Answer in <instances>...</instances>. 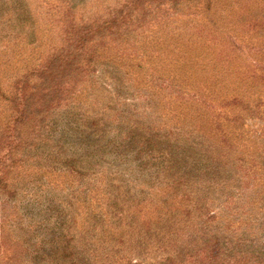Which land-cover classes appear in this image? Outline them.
<instances>
[{"label":"trees","instance_id":"1","mask_svg":"<svg viewBox=\"0 0 264 264\" xmlns=\"http://www.w3.org/2000/svg\"><path fill=\"white\" fill-rule=\"evenodd\" d=\"M63 1L67 11L62 16V47L40 63L24 66L22 73L17 70L19 61L15 62L1 75L12 79L7 89L2 87L6 77H0V101L8 112L5 123H0V246L9 239L21 241L13 234L18 226L14 223L22 217L15 201L19 188L8 181L10 171L26 160L41 159L35 152L51 141L55 117L61 113L60 119L79 137L76 142L83 145L81 150L90 151L86 161L76 162V158V165L65 170L79 177L93 175L96 188L103 184L99 194L93 190L92 199L98 212L96 221L107 225V253L96 261V252L91 261L88 249L77 250L69 241H36L34 245L40 247L33 249L32 264L47 259L63 264H264V42H240L215 23L227 8L237 5L235 22L244 31L264 38V8L259 13L247 11L253 0H133L119 11L107 6L103 13L83 16L76 24L73 14L80 1ZM197 4L202 5L213 29L192 25L187 31L213 42L224 36L232 44L231 52L252 55V68H231V60L223 53L217 60L221 64H194L214 78L217 98H222L218 104L206 87L187 84L185 75L154 70L146 81L177 99L199 104L207 115L217 113L216 120L229 114L224 118L229 127L218 122L212 134L205 136L194 129L181 133L173 126L166 130L158 123L140 122L132 98L138 91L131 92L115 79H111L110 91L122 107L117 110L118 131L113 137L106 135L105 121L101 126L83 124L80 130L74 119L64 118L82 89L100 82L97 45L125 43L139 57L133 40L138 29L167 21ZM15 12L16 40L23 21L18 16L20 10ZM226 18L219 17L229 22ZM171 38L174 44L180 41ZM29 58L35 60L32 52ZM137 67L148 72L145 66ZM146 105L149 109L148 102ZM251 125L257 127L251 129ZM64 135L59 140L63 146L68 144ZM102 138H107V149H95ZM100 150L101 162L95 153ZM98 174L103 179L95 176ZM33 198L30 206L43 205L41 196L34 193ZM48 203L57 204L53 198ZM71 206L67 203L66 208ZM33 222L40 227L44 218ZM45 244L52 247L44 249Z\"/></svg>","mask_w":264,"mask_h":264},{"label":"rangeland","instance_id":"2","mask_svg":"<svg viewBox=\"0 0 264 264\" xmlns=\"http://www.w3.org/2000/svg\"><path fill=\"white\" fill-rule=\"evenodd\" d=\"M77 1L80 2L75 7L73 14L76 24L83 16H91L97 12L103 13L107 6V9L119 11L122 5L133 0ZM0 5L2 6H0L2 10L0 12V17H2L0 21V77H6L1 75L7 74L17 61H19L17 70H20L18 73H22L25 69L24 66H34L43 61L53 50L62 47V31L65 24L62 16L67 11L64 8L66 3L63 0H2ZM263 8L264 0H253L247 6V11L259 13V9ZM18 9L20 10L18 16H21L23 21L22 28L19 29L21 35L16 39L19 42L14 39L16 24L13 21V18L16 17L14 10ZM232 9L227 8L222 16L219 15L218 18H215V23L222 26L223 31L233 33L240 42L263 43V37L255 35L252 31H244L243 27L235 22L237 5ZM225 16L229 22L220 20ZM209 23L202 5L197 4L195 8L185 9L167 21L138 29L133 40L135 41L134 46L138 48L139 57L125 43L110 42L105 46L97 45L95 48L100 63L96 72L100 76V82L83 88L72 105L65 110L64 118L74 119L80 130L83 129V124L101 126L105 121L106 135L109 136V139L113 137L118 131L116 128L118 122L115 119L118 116L117 110L120 106L122 107V104H116L117 99L110 91L111 79H115L132 89L131 92L138 91V95L136 94L132 98L135 99L133 104L138 106L137 117L140 122L150 121L155 125L158 123L166 130L169 126H173L181 133L194 129L196 133L201 131L205 136L215 129L218 122L224 128L229 127L230 125L224 119L229 118V114L220 115L216 120L214 116L217 113H213L214 116L207 115L199 104L191 100L177 99L159 88H152L146 81L150 74L149 71L154 70L171 75H185L187 84L198 83L202 87H206L210 91L209 95L215 98L218 104L222 98H217L220 95L215 88L214 78L205 71H199L194 64L220 63L217 61L218 55L223 53L231 60V68L248 71L252 68L253 58L248 52H231L232 44L228 39L223 38L224 36L213 42L209 37L200 38L187 31L192 25L212 30L213 23ZM165 26L168 27L165 28ZM170 30L175 33L173 35L165 34ZM31 31L33 32L30 34ZM173 36L180 40L178 44L170 41ZM31 41L33 43H29ZM108 42L109 39H107ZM30 52L33 53L35 60L29 61ZM139 65L148 68V72L144 73L137 67ZM11 75H15V72H10ZM11 83L12 79L7 77L2 79L4 89H7ZM192 91L194 90H191L190 93ZM142 94L147 95L151 100L143 97ZM147 102L149 109L146 105ZM60 114L55 117L56 127L52 132L51 141L48 144H43L35 152V155L41 159L26 160L10 171L8 181L10 185H16L19 188L15 201L17 209L20 211L18 215L22 217L20 222L14 223L18 226L13 228V234L21 241H12L11 239L4 241L5 244L0 246V264H32L33 249L40 247L38 243L34 245L36 241H69L70 245L76 247L77 250L88 249L91 261L96 252L98 253L96 261L104 257L101 254L107 253L104 242L107 237L106 232H108L107 225L101 220L96 221L98 212L95 211L96 203L92 199V196L95 195L94 191L99 194L103 189V184L96 188L93 175L89 178L79 177L75 172L70 173L65 170L64 167L75 166L80 159L86 161L84 157H87L86 154H89L90 151L81 150L83 145H78L76 142L79 137L72 135L73 131L66 127V123L60 119ZM7 116V109L0 101V123H5ZM256 127L257 125H251V129ZM65 131H67V135H64ZM61 134L67 137L68 144L65 146L59 141ZM106 141L107 138H102L95 149L103 147ZM103 149H107V147L104 146ZM99 152L101 150L95 153L101 162L103 157ZM106 158L111 159L109 155ZM95 176L103 179V175ZM34 193L44 199L43 205L37 203L29 205L34 202ZM100 196L102 197V195ZM50 198H53V202H56L57 206L49 205ZM67 203L72 206L66 208ZM52 206L56 207V211H53ZM30 216L34 218H30ZM43 218L44 223H41L40 227L39 224L33 222ZM51 247V245L45 244L44 249ZM47 261L42 264H63L54 259ZM91 261L90 263H92Z\"/></svg>","mask_w":264,"mask_h":264}]
</instances>
